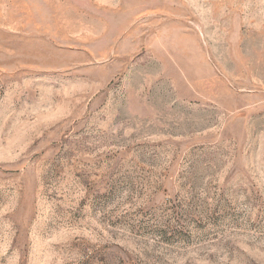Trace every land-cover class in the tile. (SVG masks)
<instances>
[{
  "label": "rangeland",
  "instance_id": "obj_1",
  "mask_svg": "<svg viewBox=\"0 0 264 264\" xmlns=\"http://www.w3.org/2000/svg\"><path fill=\"white\" fill-rule=\"evenodd\" d=\"M0 264H264V0H0Z\"/></svg>",
  "mask_w": 264,
  "mask_h": 264
}]
</instances>
